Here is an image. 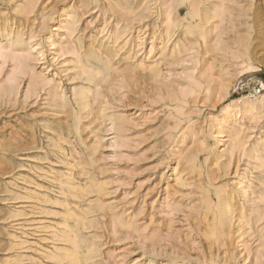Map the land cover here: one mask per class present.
Instances as JSON below:
<instances>
[{
    "label": "rangeland",
    "instance_id": "rangeland-1",
    "mask_svg": "<svg viewBox=\"0 0 264 264\" xmlns=\"http://www.w3.org/2000/svg\"><path fill=\"white\" fill-rule=\"evenodd\" d=\"M0 264H264V0H0Z\"/></svg>",
    "mask_w": 264,
    "mask_h": 264
},
{
    "label": "bare ground",
    "instance_id": "bare-ground-1",
    "mask_svg": "<svg viewBox=\"0 0 264 264\" xmlns=\"http://www.w3.org/2000/svg\"><path fill=\"white\" fill-rule=\"evenodd\" d=\"M196 4V3H195ZM197 6V5H196Z\"/></svg>",
    "mask_w": 264,
    "mask_h": 264
}]
</instances>
